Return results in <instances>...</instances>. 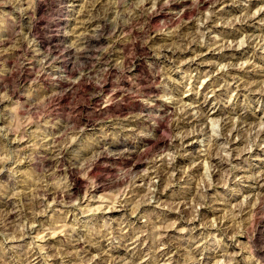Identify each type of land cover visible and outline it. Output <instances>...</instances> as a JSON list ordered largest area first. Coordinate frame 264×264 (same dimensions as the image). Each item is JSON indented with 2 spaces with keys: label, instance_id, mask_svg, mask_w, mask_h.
Here are the masks:
<instances>
[{
  "label": "rangeland",
  "instance_id": "obj_1",
  "mask_svg": "<svg viewBox=\"0 0 264 264\" xmlns=\"http://www.w3.org/2000/svg\"><path fill=\"white\" fill-rule=\"evenodd\" d=\"M173 1L0 0V264H264V0Z\"/></svg>",
  "mask_w": 264,
  "mask_h": 264
},
{
  "label": "bare ground",
  "instance_id": "obj_2",
  "mask_svg": "<svg viewBox=\"0 0 264 264\" xmlns=\"http://www.w3.org/2000/svg\"><path fill=\"white\" fill-rule=\"evenodd\" d=\"M159 1H161V0H159ZM170 1V0H169ZM191 1V0H190ZM223 0H196L195 1V4H196V6L197 7H205V6H207L208 4H210V3H216V4H218V3H220V2H222ZM157 2V1H156ZM174 2V1H173ZM188 2V0H182V1H176V2H174V7L175 8H177V7H179V6H182V16H184L186 13H188V12H190L189 11V8H185L184 9V6L186 5V3ZM193 2V1H192ZM191 3V2H190ZM171 4H172V2H171ZM170 4V5H171ZM193 4V6H195L194 5V3H192ZM154 5V4H153ZM211 5V4H210ZM167 6V5H166ZM165 6V7H166ZM193 6H191V8L193 7ZM160 8V7H159ZM174 8V9H175ZM181 8V7H180ZM194 8V7H193ZM161 9V8H160ZM179 11V10H178ZM181 11V10H180ZM199 11V10H198ZM157 12L156 11H154V10H152L151 12H150V14L148 15L149 16V18H153L154 17V15L156 14ZM181 13V12H180ZM140 15V14H139ZM181 15V14H180ZM249 17V16H248ZM253 17V16H252ZM149 18H147V19H149ZM251 19V18H250ZM102 25H103V23H102ZM179 26V25H178ZM187 27V26H186ZM183 30H182V27L176 32V35L174 34L173 35V37H175V36H177V35H179L180 37H181V32H182ZM183 35V34H182ZM184 36V35H183ZM178 37V36H177ZM176 38V37H175ZM174 38V39H175ZM178 42V41H177ZM137 45V44H136ZM139 46H141V45H139ZM47 47V46H46ZM136 47V46H135ZM142 47V46H141ZM146 47V46H145ZM142 49V48H141ZM178 50V49H177ZM140 51V50H139ZM142 51V50H141ZM158 51H159V49H158ZM107 52V51H106ZM110 52V51H109ZM162 52V51H161ZM147 53L149 54L150 53V51H147ZM159 53V52H158ZM103 54V53H102ZM144 54H145V52H144ZM109 55V54H108ZM125 55V54H124ZM123 55V56H124ZM89 56V55H88ZM147 56V55H146ZM105 57V56H104ZM107 57V56H106ZM109 57V56H108ZM135 57V56H134ZM133 57V58H134ZM149 57V56H148ZM153 57V56H152ZM52 58V57H51ZM100 58V57H99ZM125 58V57H124ZM127 58V57H126ZM132 58V59H133ZM100 62H102V61H100ZM128 62H130V61H128ZM157 63V62H156ZM156 63H155V65H156ZM101 64V63H100ZM139 64V62H138V60H135L134 62H133V64L132 65H138ZM154 64V63H153ZM105 65V64H104ZM157 65H158V63H157ZM118 66V65H117ZM125 66V65H124ZM159 66V65H158ZM114 67H115V65H114ZM122 67V66H121ZM150 67V66H149ZM109 68H111V67H109ZM134 68V67H133ZM143 68V67H142ZM153 68V67H152ZM66 69V68H65ZM98 69V68H97ZM107 69V68H106ZM117 69H118V67H117ZM148 69V68H147ZM67 70V69H66ZM115 70V69H114ZM130 70V69H129ZM157 70V69H156ZM65 71V70H64ZM159 72V71H158ZM158 72H156V73H158ZM155 73V74H156ZM87 74V73H86ZM159 74V73H158ZM149 76V75H148ZM152 76V75H151ZM155 78V77H154ZM148 79V78H147ZM155 80V79H154ZM158 82V81H157ZM101 83V82H100ZM105 83V82H104ZM103 83V84H104ZM153 83V82H152ZM162 87V86H161ZM100 88H101V86H100ZM105 88V87H104ZM97 90V89H96ZM162 90V89H161ZM164 90V89H163ZM155 91H158L157 89H156V87H155V89L153 88V89H151V91H150V94H149V96H147V97H149L150 99H151V102H148V104H143V107H141V108H139V110H138V112H133V111H130V114L129 115H127V116H124L122 119L123 120H127V121H133V123H135V124H142V123H144V121H146V119H147V117L148 116H152V117H155V122H156V124L154 125V129L155 130H157L158 128H162V127H166V125H165V122L166 121H164V118L165 117H167L168 115H169V113H168V111H170V110H173V109H171V107H169V106H167L166 104H164V106H160V102L158 101V97L157 96H155L154 98L153 97H151V93L152 92H155ZM145 92V91H144ZM146 94V93H145ZM156 94H157V92H156ZM155 95V94H154ZM121 103V102H120ZM135 106V105H134ZM123 107V106H122ZM124 108V107H123ZM120 109V108H119ZM106 110V109H105ZM118 110V109H117ZM131 110V109H130ZM127 111V110H126ZM174 111V110H173ZM123 112V111H122ZM121 111L119 112V114H124V113H122ZM104 113V112H103ZM118 113V112H117ZM176 114V113H175ZM183 114H184V112H183ZM186 114V113H185ZM184 114V115H185ZM105 115V114H104ZM173 115V114H172ZM184 115H182V117L184 116ZM181 116V115H180ZM104 117V116H103ZM105 118V117H104ZM116 118V117H115ZM88 119V118H87ZM171 119V118H170ZM86 120V119H85ZM125 120V121H126ZM183 121H184V119H183ZM181 119H180V117H178L177 119H175V121H174V123H173V125H177L178 123L180 124V122L182 123L183 122ZM90 122V121H89ZM92 122V121H91ZM172 122H173V120H172ZM171 123V122H170ZM142 126V125H141ZM169 128V127H168ZM165 129V128H164ZM162 130V129H161ZM166 130H167V127H166ZM258 132V131H257ZM165 133V132H164ZM160 134V133H159ZM186 135V134H185ZM186 137V136H185ZM184 137V138H185ZM183 138V137H182ZM181 138V139H182ZM54 139V138H53ZM143 140V144H142V147H138V148H135V149H127V148H123V146H121V147H119L118 145H115V146H112L111 148L110 147H106L104 144L103 145H101V146H99V148H97L95 151H94V153L92 154V156L90 155V159H88L87 161L88 162H92V161H94V160H98V159H102V158H105V157H108L109 155H111L110 154V152L113 150V151H115V152H112V154H118V155H121L122 153H126L127 152V155L130 157V158H132V159H134V158H136V159H140V156L143 154V152L144 151H146L145 150V148H146V146H148V145H150V146H152L151 148L153 149V147L154 148H156V149H159V150H161V149H163V148H165L166 147V139L165 140H163V138L161 139L160 138V136H156V137H153V136H145V138H143L142 139ZM185 140L186 139H184V142H185ZM168 142V141H167ZM183 142V143H184ZM94 150V149H93ZM143 156V155H142ZM116 157V156H115ZM126 157V156H125ZM52 158H53V155H52ZM61 161V160H60ZM86 161V162H87ZM131 161V160H130ZM95 163V162H94ZM48 164V163H47ZM52 164V163H51ZM130 167L133 169V170H137L138 169V167H139V162H138V160H134V161H131L130 162ZM173 165V164H172ZM166 166V165H165ZM164 166V167H165ZM50 167V166H49ZM68 167H70V166H68ZM74 168V167H73ZM77 168V167H76ZM172 168V166L170 167V166H166L164 169H166L167 171H169L170 169ZM72 170V169H71ZM69 171V170H68ZM157 172V171H156ZM160 174H162L161 173V171H158ZM157 172V173H158ZM159 174V175H160ZM165 174V173H164ZM163 174V175H164ZM170 174V173H169ZM53 175V174H52ZM162 176V175H161ZM72 178V177H71ZM140 178V179H139ZM144 177H143V175H140L139 177H138V180H142ZM166 178V177H165ZM261 179H262V181H264V173L262 174V176H261ZM77 181V180H76ZM73 182V181H72ZM74 183V182H73ZM75 185V184H74ZM74 185L72 184L71 185V187L69 188V189H67L64 193H56V192H53L52 194H50V196L53 198V199H55L56 200V202H58V198L60 197H62L64 200L65 199H70V198H72V195H73V192H75L74 191ZM76 190V189H75ZM39 192V191H38ZM41 192V191H40ZM77 192V191H76ZM47 194V193H46ZM49 194V193H48ZM30 199V198H29ZM37 199V198H36ZM28 201V200H27ZM39 201V200H38ZM41 201V200H40ZM42 203V202H41ZM38 204V203H37ZM27 208V207H26ZM7 213V212H6ZM13 217V214H12V212L10 211H8V214H7V218L8 219H13L12 218ZM178 218V217H177ZM7 220V219H6ZM162 238V237H161ZM160 257V256H159ZM133 262V261H132Z\"/></svg>",
  "mask_w": 264,
  "mask_h": 264
}]
</instances>
